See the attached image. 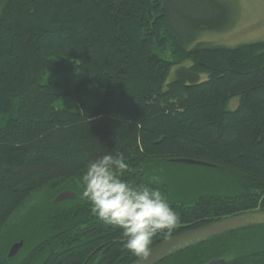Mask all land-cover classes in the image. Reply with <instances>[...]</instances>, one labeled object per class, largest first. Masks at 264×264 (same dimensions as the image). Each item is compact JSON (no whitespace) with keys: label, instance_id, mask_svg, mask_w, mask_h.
I'll return each mask as SVG.
<instances>
[{"label":"trees","instance_id":"1","mask_svg":"<svg viewBox=\"0 0 264 264\" xmlns=\"http://www.w3.org/2000/svg\"><path fill=\"white\" fill-rule=\"evenodd\" d=\"M232 16L230 0H0V264L136 262L81 196L87 163L104 154L124 155L133 184L159 162L209 164L179 162L203 173L192 199L153 185L179 221L151 248L264 211V40H199ZM66 190L76 197L55 201ZM214 259L264 264V224L156 264Z\"/></svg>","mask_w":264,"mask_h":264},{"label":"clouds","instance_id":"2","mask_svg":"<svg viewBox=\"0 0 264 264\" xmlns=\"http://www.w3.org/2000/svg\"><path fill=\"white\" fill-rule=\"evenodd\" d=\"M128 169L122 153L90 160L81 177V196L99 221L121 230L124 247L131 254L147 259L153 237L159 232L171 235L179 217L168 197L153 186L162 182L160 177L133 184L123 179Z\"/></svg>","mask_w":264,"mask_h":264},{"label":"rangeland","instance_id":"3","mask_svg":"<svg viewBox=\"0 0 264 264\" xmlns=\"http://www.w3.org/2000/svg\"><path fill=\"white\" fill-rule=\"evenodd\" d=\"M233 6L231 25L220 31L203 33L199 40L225 45L264 40V0H230ZM197 167L183 163H156L149 178L158 176L167 184L176 200L192 199L201 192L199 181L203 173ZM211 173V172H209Z\"/></svg>","mask_w":264,"mask_h":264},{"label":"water","instance_id":"4","mask_svg":"<svg viewBox=\"0 0 264 264\" xmlns=\"http://www.w3.org/2000/svg\"><path fill=\"white\" fill-rule=\"evenodd\" d=\"M176 161L188 164L209 165L208 163L188 158L176 159ZM75 197V192L66 190L59 193L55 201H64L74 199ZM258 224H264V211L249 212L224 218L161 241L151 248V253L147 259L138 258L134 264H156L173 253L189 246L202 243L216 235H222L226 232ZM22 246L23 241L14 243L9 250L8 256H15ZM222 262L223 260L221 259H214L209 264H219Z\"/></svg>","mask_w":264,"mask_h":264}]
</instances>
